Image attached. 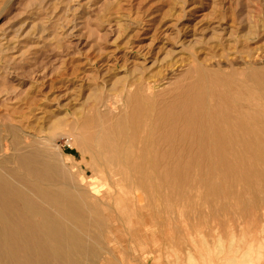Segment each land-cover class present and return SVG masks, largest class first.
I'll return each mask as SVG.
<instances>
[{"label":"rangeland","instance_id":"rangeland-1","mask_svg":"<svg viewBox=\"0 0 264 264\" xmlns=\"http://www.w3.org/2000/svg\"><path fill=\"white\" fill-rule=\"evenodd\" d=\"M263 56L264 0H0V114L15 110L120 218L116 200L135 187L106 185L83 161L73 144L84 119L131 135L144 123L143 108L125 102L134 84L149 83L151 103L176 114L193 68L241 71L262 67ZM199 154H181L179 170L169 166L141 192V207L111 237L114 264H264V163L251 153Z\"/></svg>","mask_w":264,"mask_h":264},{"label":"bare ground","instance_id":"bare-ground-1","mask_svg":"<svg viewBox=\"0 0 264 264\" xmlns=\"http://www.w3.org/2000/svg\"><path fill=\"white\" fill-rule=\"evenodd\" d=\"M256 64L247 63L241 71L193 68V84L175 95L188 98L179 102L176 114H172L173 106L163 110L151 103L149 83L134 84L125 102L135 113L143 108L144 123H133L131 135L122 122L123 128L98 122L92 127L91 120L84 119L73 144L83 161L88 159L89 166L99 169L106 185L118 179L135 187L130 198L116 200L121 204L120 218L112 214L108 195L106 201L90 195L75 169H68L62 156L57 160L39 132L25 130L15 110L4 106L5 114H0V264H114L116 248L111 237L120 231L118 222L129 221L132 207H141L144 201L141 192L152 191L163 170L178 169L181 154L251 153L264 163V65ZM190 92L195 96H187ZM169 153L172 165L166 162ZM104 252H110V258L102 259Z\"/></svg>","mask_w":264,"mask_h":264}]
</instances>
